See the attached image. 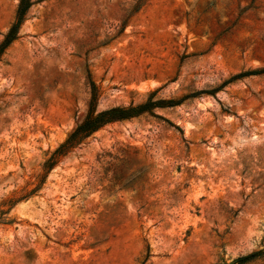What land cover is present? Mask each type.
Returning <instances> with one entry per match:
<instances>
[{
    "label": "rangeland",
    "instance_id": "1",
    "mask_svg": "<svg viewBox=\"0 0 264 264\" xmlns=\"http://www.w3.org/2000/svg\"><path fill=\"white\" fill-rule=\"evenodd\" d=\"M17 3L0 0V41ZM91 83L98 110L170 103L105 125L39 184ZM262 250L264 0H34L0 60V264Z\"/></svg>",
    "mask_w": 264,
    "mask_h": 264
},
{
    "label": "trees",
    "instance_id": "2",
    "mask_svg": "<svg viewBox=\"0 0 264 264\" xmlns=\"http://www.w3.org/2000/svg\"><path fill=\"white\" fill-rule=\"evenodd\" d=\"M33 3L34 0H18L14 20L0 41V60L5 50L18 38L21 25L25 21L26 15ZM153 97L154 93H151L144 102L137 105L130 104L126 107L114 106L98 110L96 108L95 88L91 83V100L86 114L75 124V126L67 134L66 138L53 150L51 155L44 162L43 170L45 173L42 175L41 180H39V184L43 182L46 174H48V172L52 170L58 162H60V160L66 157L69 153L73 152L75 149L80 148V146L93 133L97 132L105 125L151 112L153 109L165 105V103H170L164 102L163 100H154ZM173 105L174 104H168V106ZM262 254H264V250L253 252L247 256L238 258L236 262L238 264H243Z\"/></svg>",
    "mask_w": 264,
    "mask_h": 264
}]
</instances>
